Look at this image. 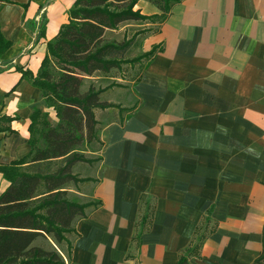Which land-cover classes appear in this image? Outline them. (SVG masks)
Segmentation results:
<instances>
[{
	"label": "crops",
	"instance_id": "obj_1",
	"mask_svg": "<svg viewBox=\"0 0 264 264\" xmlns=\"http://www.w3.org/2000/svg\"><path fill=\"white\" fill-rule=\"evenodd\" d=\"M9 1L0 9L11 43L0 57V165L30 153L35 110L57 121L22 74L36 76L75 0ZM134 10L161 14L148 0ZM110 32L132 41L128 53H154L123 123L117 108L94 111L98 162L82 177L76 164L83 182L66 186L68 200L88 205L67 234L70 264H178L200 238L189 264H253L264 228V0H180L163 22ZM8 187L0 172V196Z\"/></svg>",
	"mask_w": 264,
	"mask_h": 264
},
{
	"label": "trees",
	"instance_id": "obj_2",
	"mask_svg": "<svg viewBox=\"0 0 264 264\" xmlns=\"http://www.w3.org/2000/svg\"><path fill=\"white\" fill-rule=\"evenodd\" d=\"M137 1L75 0L68 22L46 44L36 76L22 74L39 89L57 121L52 122L47 113L35 110L28 141L30 153L19 161L0 165V172L9 182L8 189L0 196V264H64L55 249L34 246L38 238L52 241L60 250L66 244L71 262L72 244L66 235L72 234L74 220L87 216L88 205L68 200L66 186L83 182L73 175L76 164L92 163L82 151L97 141L94 111L117 108L123 123L134 110L102 101L103 89L92 85L82 92L84 82L94 73L109 74L113 69L120 70L123 64L150 60L154 50L128 61L125 55L132 41H106V33L128 21L163 22L180 0H153L161 12L153 17L135 11ZM5 4L11 2L0 0V9ZM25 24L31 29L35 21ZM45 24L42 16L37 41L43 36ZM10 45L0 31V57ZM200 241L201 238L186 251L187 255L180 256L178 264H189V257L196 254ZM253 264H264V228L262 252Z\"/></svg>",
	"mask_w": 264,
	"mask_h": 264
},
{
	"label": "rangeland",
	"instance_id": "obj_3",
	"mask_svg": "<svg viewBox=\"0 0 264 264\" xmlns=\"http://www.w3.org/2000/svg\"><path fill=\"white\" fill-rule=\"evenodd\" d=\"M152 1L153 0H150L149 2L152 3ZM112 34L113 33L111 32L107 33L106 41L115 40ZM115 38H118L119 40H121L119 36ZM135 57H137V55L134 50L125 55V58L128 61L132 60ZM145 63L146 61L142 60L134 64H131V63L123 64L120 70L113 69L109 74L94 73L91 77H88L87 80L84 82V85L82 87V92H85L87 88L90 85H92L95 89H103V93L100 96L102 101H106L118 107L119 106L123 107L124 110L131 109L138 104V101L136 97L134 96L133 87L135 86ZM126 114L127 113L124 112L123 115L126 116ZM104 117L105 116H102V114H99V118H101V120L102 118L104 119ZM113 117H115V115L110 114V116H107L106 119L110 120ZM83 150L84 151H82V153H84L85 158L92 160L93 164L98 162L97 152L100 150V143H98V141L97 142L94 141L92 144L84 147ZM91 153H95V154L91 156ZM78 164L82 165V169L77 171L76 173L79 174L80 177L89 176L91 173L90 165L87 163H78ZM72 185L73 184L70 183L69 186L72 187ZM66 238H67V235H66ZM36 245L43 247L47 250L55 249L61 256V258L62 259L65 258L68 264H70V262L68 261V256H67L68 251H67L66 244H63V247L60 250L54 243H52V241L40 238L38 242L36 243ZM64 264H65V261H64Z\"/></svg>",
	"mask_w": 264,
	"mask_h": 264
},
{
	"label": "built area",
	"instance_id": "obj_4",
	"mask_svg": "<svg viewBox=\"0 0 264 264\" xmlns=\"http://www.w3.org/2000/svg\"><path fill=\"white\" fill-rule=\"evenodd\" d=\"M63 260L65 261V264H68L67 260L65 258H63Z\"/></svg>",
	"mask_w": 264,
	"mask_h": 264
}]
</instances>
